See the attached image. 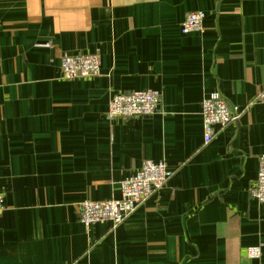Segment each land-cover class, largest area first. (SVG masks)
Instances as JSON below:
<instances>
[{"label":"crops","instance_id":"1","mask_svg":"<svg viewBox=\"0 0 264 264\" xmlns=\"http://www.w3.org/2000/svg\"><path fill=\"white\" fill-rule=\"evenodd\" d=\"M195 10L202 31L182 33ZM67 53L101 74L63 80ZM263 88L264 0H0V264H264ZM143 89L159 112L107 117ZM213 93L242 114L205 144ZM146 159L173 177L117 227L85 226L80 204L121 197Z\"/></svg>","mask_w":264,"mask_h":264},{"label":"built area","instance_id":"2","mask_svg":"<svg viewBox=\"0 0 264 264\" xmlns=\"http://www.w3.org/2000/svg\"><path fill=\"white\" fill-rule=\"evenodd\" d=\"M205 14L203 11H188L182 23L181 32L202 31ZM60 74L65 81L85 79L100 75L101 58L97 53L61 55ZM264 106V88L259 95ZM161 94L158 90L143 89L138 91L112 94L107 117L110 120L150 116L161 110ZM203 140L209 144L219 129L237 121L242 108L230 104L220 94L213 93L204 98L202 103ZM165 160L154 162L146 159L136 172L121 183V197L106 200L87 199L80 204L81 222L85 226L96 222H111L112 227L120 225L125 218L150 196L163 187L173 176ZM258 176L249 188L250 194L260 203H264V154L260 157ZM4 195L0 194V214L4 211ZM261 247L247 249L250 258L261 256Z\"/></svg>","mask_w":264,"mask_h":264}]
</instances>
